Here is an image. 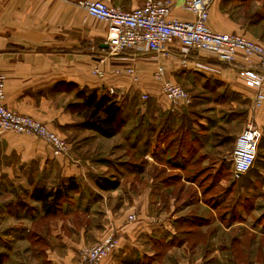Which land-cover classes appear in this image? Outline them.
<instances>
[{"label":"crops","instance_id":"obj_1","mask_svg":"<svg viewBox=\"0 0 264 264\" xmlns=\"http://www.w3.org/2000/svg\"><path fill=\"white\" fill-rule=\"evenodd\" d=\"M79 1L0 0L6 106L46 124L71 146L68 157L57 158L40 138L0 133L1 264H77L84 247L112 234H118L120 244L100 264H264V101L254 107L255 91L239 75L242 61L224 65L197 52L184 57L174 41L162 53L112 54L105 44L108 24L91 17ZM103 1L126 11L145 4ZM171 1L169 19H194L183 8L186 0ZM247 1L214 0L207 25L213 32L243 35L264 45V27L244 22ZM158 67L166 79L203 101L195 100L190 109V104L172 107L154 78ZM94 69L103 77L94 75ZM79 91L110 94L121 104L126 135L105 139L82 129L81 119L68 109ZM187 114L193 117V145L199 147L196 159L201 154L206 160L217 157L223 135L233 147L246 123L258 128L261 138L250 170L255 169V185H238L225 176L215 184L218 160H213L211 177L199 173L191 183L184 181L197 194L194 203L172 194L179 185L170 178L183 171L179 164ZM118 139L126 140L127 161H114L110 154ZM114 165L126 167L125 173ZM98 177L117 178L120 186L103 191L96 186ZM69 178L79 190L63 202L61 213L46 216L40 203L30 199L33 189H54ZM218 186L224 190L215 195ZM123 188L127 197L110 201ZM254 191L256 196L248 194ZM99 207L103 210L96 211ZM131 215L135 221H129Z\"/></svg>","mask_w":264,"mask_h":264},{"label":"built area","instance_id":"obj_2","mask_svg":"<svg viewBox=\"0 0 264 264\" xmlns=\"http://www.w3.org/2000/svg\"><path fill=\"white\" fill-rule=\"evenodd\" d=\"M213 1L186 0L183 8L194 17L192 21L169 19L173 8L171 0H145L142 7L133 11H126L103 0H82L79 4L91 17L108 24L105 44L112 54L127 50L162 53L174 41L180 45L184 57L197 52L211 56L224 65H232L240 59L243 68L239 70V75L245 85L255 91L253 105L259 108L264 101V45L243 35L213 32L207 25ZM254 59H257V63ZM128 72L133 74L134 70L128 69ZM93 74L103 77L99 69H94ZM154 78L161 83L162 94L172 107L191 102V97L180 85L165 78L162 67L156 69ZM6 85V76L0 73V133L35 136L51 147L54 157H68L71 146L65 138L46 124L6 106ZM109 93L114 94V89H110ZM142 99L146 101L148 96L143 95ZM260 138V131L250 122L236 137L230 159L235 176L249 173L254 166ZM135 220V215L129 217V221ZM119 244L120 239L116 234L109 235L99 243L84 247L77 264H100Z\"/></svg>","mask_w":264,"mask_h":264},{"label":"rangeland","instance_id":"obj_3","mask_svg":"<svg viewBox=\"0 0 264 264\" xmlns=\"http://www.w3.org/2000/svg\"><path fill=\"white\" fill-rule=\"evenodd\" d=\"M242 15L244 16V22H246L247 24L253 25V23L258 24V28L259 27H264V0H248L245 4H244V9L242 11ZM261 24V26H260ZM258 28H254V29H258ZM264 43V42H262ZM191 97V96H190ZM200 97H196L193 98L191 97V103H189L190 105L187 106L188 109L192 108L193 105L196 101H203L200 100ZM204 102L208 103V97L204 98ZM191 113V112H190ZM185 118V117H184ZM186 120H187V131L185 133H183L182 136V144H183V150H184V160L185 162H181V164H179V167L182 168V172H178V175L176 176V178H170L171 181L170 183L172 185H179L178 187H176V189L172 192L173 195H175L179 201L181 202H187L188 204H192L194 203L197 194L193 191L192 186H187L185 187L186 183H184V181H187L188 183H191L193 179H197L199 176L198 174L200 173V175H202L203 177H205V174L207 173L209 175V177H211V171H209V169H212L213 166L215 165L213 160H218L216 161V168L218 169L217 172L215 173L216 176H214V180H215V184H218L222 181V177H227L230 178V180L238 185H243V186H251V185H255L257 182V176L255 174V169L249 173H247L246 175L242 176L241 178H235L232 176L231 173V153L233 151V147L229 144L230 140L227 137H224L225 135L220 137V141L222 142V146L220 147V149L217 150L216 152V156L212 158L211 160L205 159L206 156L201 154L199 155V159L194 158V155L198 152L199 147L194 146L193 142H192V114H187L186 115ZM247 124V123H246ZM245 124V126H246ZM126 131V130H125ZM123 132L120 134V136H125L126 132ZM27 136V135H26ZM223 137V138H222ZM119 141V142H118ZM117 142H113L111 144V155L115 158L114 161H127L128 160V149H127V144H126V140L125 139H118ZM227 141V142H226ZM110 148H108L109 150ZM182 150V151H183ZM114 168H118L120 171H125L124 166H120V165H114ZM125 173V172H124ZM172 173V172H170ZM125 176V175H123ZM126 177V176H125ZM124 178V180L126 181L127 178ZM165 176L163 175L162 178H164ZM225 178V181H228V179ZM177 182H179L177 184ZM181 185V186H180ZM181 187L183 192L181 191ZM184 188H186L184 190ZM224 187L222 186H218L217 189H215L214 194L218 195L221 192H223ZM98 193V192H96ZM249 195H254L256 196V194H258V192L254 191V192H249ZM106 195V194H104ZM110 194H107V196L109 197ZM127 192L124 191V188L122 191H118L115 193V196H110V201L113 200H117L119 199H123V197H127ZM122 197V198H121ZM256 197H254L255 199ZM102 200V199H101ZM99 200V201H101ZM103 210V207H99V209H97L96 211H100ZM220 212L217 213V215ZM190 228V227H188ZM118 235V234H116ZM100 241H95L92 245L99 243ZM91 246V245H89ZM87 246V247H89ZM78 263V262H77Z\"/></svg>","mask_w":264,"mask_h":264},{"label":"trees","instance_id":"obj_4","mask_svg":"<svg viewBox=\"0 0 264 264\" xmlns=\"http://www.w3.org/2000/svg\"><path fill=\"white\" fill-rule=\"evenodd\" d=\"M62 85L69 89L75 88L73 84ZM77 100L71 103L68 109L81 119L79 126L82 129L94 132L102 138L112 139L126 128L125 109L110 94L99 95L95 91H79ZM95 183L103 191H114L120 186L117 178L98 177ZM79 187L74 178L62 180L56 188L50 190L36 186L30 194V199L40 203L46 216H55L61 213L63 202L71 200L70 194L78 191ZM3 260V255H0V264Z\"/></svg>","mask_w":264,"mask_h":264}]
</instances>
